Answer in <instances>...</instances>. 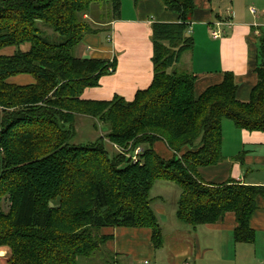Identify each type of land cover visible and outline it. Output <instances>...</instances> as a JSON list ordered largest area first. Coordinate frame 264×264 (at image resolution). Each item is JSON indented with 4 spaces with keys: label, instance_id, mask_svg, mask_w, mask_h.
<instances>
[{
    "label": "trees",
    "instance_id": "obj_1",
    "mask_svg": "<svg viewBox=\"0 0 264 264\" xmlns=\"http://www.w3.org/2000/svg\"><path fill=\"white\" fill-rule=\"evenodd\" d=\"M161 1L181 19L153 23L151 85L132 101L120 96L107 101L84 99L82 94L86 88L98 86L101 77L109 74V64L116 68V63L78 57L75 48L87 34L99 31L85 15L105 17L103 9L110 11V20L117 19L122 0H0V21H8L0 26V49L32 43L27 53L18 49L13 56L0 55V106L4 112L0 182L9 187L4 190L8 192L5 198L13 204L10 218L0 205V246L11 248L7 264H84L82 258L87 264H97L99 257L105 261L104 246L110 236L99 232L104 226L150 227L159 248L162 231L150 197L158 179L182 188L176 214L181 222L195 228L233 211L238 223L235 239L253 241L249 221L257 196H264V186L206 183L198 170L223 159L224 119L247 130H264V28L258 82L251 99L237 98L238 84L232 72L196 97V75L175 68L183 52L194 45L190 28L195 1ZM41 23L54 35L41 28ZM20 73L35 75L37 82L16 85L8 81ZM48 85L44 90L42 86ZM14 90L19 91L18 97L11 92ZM65 104L69 109L61 115L58 108ZM19 106L22 108L16 109ZM79 106L111 123L109 137L115 144L123 148L129 143L145 144L138 160L120 154L111 157L95 141L73 142L77 113L73 107ZM105 106L108 109L99 110ZM10 107L15 110L9 112ZM55 124L65 134L54 149L33 146L22 153L19 131L33 144L43 136L38 129H53ZM157 140L165 141L174 152L172 158L156 153L153 144ZM0 256H5L3 250Z\"/></svg>",
    "mask_w": 264,
    "mask_h": 264
},
{
    "label": "crops",
    "instance_id": "obj_2",
    "mask_svg": "<svg viewBox=\"0 0 264 264\" xmlns=\"http://www.w3.org/2000/svg\"><path fill=\"white\" fill-rule=\"evenodd\" d=\"M194 1L190 28L194 45L183 52L175 68L196 75V97L208 87L220 84L226 72H232L238 84L237 98L249 101L258 82L256 69L261 61L264 0ZM180 19V15L169 10L161 0L138 3L122 0L120 17L104 21L102 29L87 34L75 48L78 57L108 59L117 65L113 73L101 77L98 86L86 88L82 97L110 101L120 96L127 101L134 100L139 91L151 85L154 77L153 23ZM219 21L223 22L221 26L217 25ZM215 29L222 33L220 37L213 36ZM45 31L54 35L52 29L46 27ZM31 47L30 41L19 46L6 45L0 49V55L13 56L18 49L27 53ZM262 59L264 61V57ZM8 81L30 85L37 82V77L20 73L11 75ZM3 115L0 106V123ZM222 130L223 159L217 164L200 167L199 177L206 183L218 185L236 182L264 186V130L240 128L228 118L223 120ZM153 148L165 159L174 156L163 140L155 141ZM151 193L152 208L162 231V245L155 247L150 227H101L99 232L110 236L105 248L114 258L112 264H182L186 259L193 264H264V196L256 198V208L249 221L254 239L246 242L235 239L238 223L233 211L214 223L193 228L177 218L182 193L178 184L158 179Z\"/></svg>",
    "mask_w": 264,
    "mask_h": 264
},
{
    "label": "rangeland",
    "instance_id": "obj_3",
    "mask_svg": "<svg viewBox=\"0 0 264 264\" xmlns=\"http://www.w3.org/2000/svg\"><path fill=\"white\" fill-rule=\"evenodd\" d=\"M102 15L105 14V17L99 16L97 17L95 14H89V15H85V18L90 19V22L92 24V26L94 28H97L98 30L102 29L103 26L101 25L104 21H108L111 19L112 16H110L109 14V10H103L102 9ZM107 14V15H106ZM6 23H8V21H0V26L1 25H5ZM104 24V23H103ZM223 23H220L217 25L221 26ZM40 27L43 29H46V25H43L42 23L40 24ZM220 31L218 29L214 30V37H220L222 35V33H220V36H217V32ZM216 33V34H215ZM104 38V34H101ZM116 70V68H115ZM114 70V71H115ZM109 73H113L110 72ZM68 77H72L71 75H68ZM44 87V90H48L50 88V86H42ZM9 91H4V94L7 93ZM12 93L14 92V95H16L18 97V93L19 91L14 90L11 91ZM47 104H49L50 106L53 105L50 102H47ZM45 106H47L45 104ZM22 108L21 106L17 107L16 109ZM69 107L67 104L65 105H60L58 108V111L61 113V115H63V113H65L64 111L68 110ZM74 111H76V115H75V123H74V128H75V137L73 142L79 144H85L87 142H94L99 145L100 149H103V146L106 148L109 156L113 157L115 154H120L121 157L123 156L124 158H128L132 160V156L134 155L135 151L138 148H141L143 150L145 144H137L135 145V143H129L128 146L126 148H123L117 144H115L109 137V125H111V123L109 124L107 122V120H102L99 116L95 115V114H90L87 111H89L90 109H88L87 107H73ZM72 109V110H73ZM102 109H108L106 106L105 107H99V110ZM15 110V108H9L8 111L11 112ZM61 124H63V122H60ZM57 124H55L53 129H49V130H42V129H38L40 130V133L43 134L42 137H40V140L35 141L32 144V140L30 137L27 138V140L23 139V135H25L26 133L24 131H19L18 132V144L20 145V148L22 149V153L26 154L28 149H31V147L33 146H39L40 149H43V151H45L46 148H48V150H52L56 147L59 138H61L62 136H64V132L62 130H58V128L56 127ZM112 127V125L110 126ZM37 132V131H35ZM168 146V145H167ZM125 154V155H124ZM12 177H14V175H12ZM5 182L3 185V182H0V196H1V200L2 202L0 203V205L2 206V210L5 213L9 212V218L11 216H13V204L11 205L9 202H7V198L6 197V193L8 192H4V190H8L9 191V187L5 186ZM162 184V183H159ZM156 188V187H155ZM155 193H158L157 191H155ZM150 197L152 199V193L150 192ZM155 202V200H154ZM3 250L5 252V256H0V264H7L8 259L11 256V248L8 245H1L0 246V251ZM104 252H106L107 257L105 261L102 260L101 257L98 258V263L97 264H107L109 261L114 260L113 256L111 254H109L108 251H106V248L104 246ZM111 258V259H110ZM87 259L86 258H82V261L85 262Z\"/></svg>",
    "mask_w": 264,
    "mask_h": 264
},
{
    "label": "built area",
    "instance_id": "obj_4",
    "mask_svg": "<svg viewBox=\"0 0 264 264\" xmlns=\"http://www.w3.org/2000/svg\"><path fill=\"white\" fill-rule=\"evenodd\" d=\"M251 10H252L253 13L256 12V9H255V8H251ZM220 23H223V22L219 21L218 24H220ZM215 34H216V33H215ZM216 35H217V36H220V31H218ZM114 70H115V67H113V65L110 63L109 66H108V71H110V72H114ZM142 151H143V150H142L141 148H138V149L135 151L134 155L131 157L132 160H133V161H137V160H138V157H139V155H140V153H141ZM182 264H193V263H192L191 260L186 259V260L183 261Z\"/></svg>",
    "mask_w": 264,
    "mask_h": 264
}]
</instances>
